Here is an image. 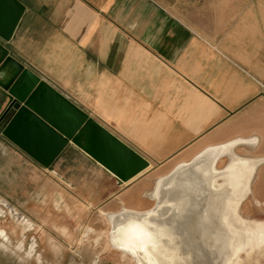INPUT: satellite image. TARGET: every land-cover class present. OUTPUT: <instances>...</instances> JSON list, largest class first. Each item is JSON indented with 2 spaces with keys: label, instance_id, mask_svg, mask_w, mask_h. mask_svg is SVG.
<instances>
[{
  "label": "crops",
  "instance_id": "0c3cea01",
  "mask_svg": "<svg viewBox=\"0 0 264 264\" xmlns=\"http://www.w3.org/2000/svg\"><path fill=\"white\" fill-rule=\"evenodd\" d=\"M21 1L10 53L149 161L119 182L94 160L95 202L142 208L162 174L236 137L264 156V0ZM0 161L40 164L1 130ZM263 186L264 159L251 196Z\"/></svg>",
  "mask_w": 264,
  "mask_h": 264
},
{
  "label": "bare ground",
  "instance_id": "6f19581e",
  "mask_svg": "<svg viewBox=\"0 0 264 264\" xmlns=\"http://www.w3.org/2000/svg\"><path fill=\"white\" fill-rule=\"evenodd\" d=\"M254 140L236 137L180 163L155 180L149 209L106 213L108 245L137 264H233L237 252L264 238L241 213L264 156L240 155L237 143Z\"/></svg>",
  "mask_w": 264,
  "mask_h": 264
},
{
  "label": "rangeland",
  "instance_id": "374dc122",
  "mask_svg": "<svg viewBox=\"0 0 264 264\" xmlns=\"http://www.w3.org/2000/svg\"><path fill=\"white\" fill-rule=\"evenodd\" d=\"M249 148L240 144L237 152L251 156ZM225 157L218 167L226 166ZM8 165L0 161V264H137L108 245L105 214L122 207L149 209L150 197L142 208L121 205L123 201H114V206L95 202V161L75 145L59 154L54 170L37 164L35 172L24 174L10 172ZM259 195H264V186ZM257 197L254 192L246 195L241 213L262 235L264 199ZM235 257L233 264H264V238L253 239Z\"/></svg>",
  "mask_w": 264,
  "mask_h": 264
},
{
  "label": "water",
  "instance_id": "95a60500",
  "mask_svg": "<svg viewBox=\"0 0 264 264\" xmlns=\"http://www.w3.org/2000/svg\"><path fill=\"white\" fill-rule=\"evenodd\" d=\"M24 11L21 0H0L1 133L51 170L62 150L75 145L119 182L139 173L149 164L144 156L10 53L6 42Z\"/></svg>",
  "mask_w": 264,
  "mask_h": 264
}]
</instances>
